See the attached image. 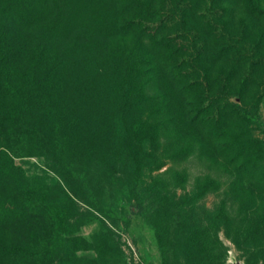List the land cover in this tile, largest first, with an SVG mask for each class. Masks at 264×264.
I'll return each instance as SVG.
<instances>
[{"label":"trees","instance_id":"obj_1","mask_svg":"<svg viewBox=\"0 0 264 264\" xmlns=\"http://www.w3.org/2000/svg\"><path fill=\"white\" fill-rule=\"evenodd\" d=\"M43 1L53 5L44 20L29 12L34 6L27 0H0V264L73 263L75 252L56 249L58 239L76 243L81 226L76 218L82 199L68 181L71 161L63 159L91 149L97 152L94 163L141 169L162 134L176 147V157L197 153L222 170L223 183L210 181L224 186L226 199L216 219L225 235L238 224L233 243L246 250L238 240L248 236L245 223L253 215L252 236L259 242L264 139L251 133L247 112L231 99L243 101L249 76L264 67V0H175L184 26L194 23L187 36L199 44L182 61L175 56V39L158 40L147 30L156 0H67L70 10L86 5L94 14L92 21L76 19L72 27L56 0ZM217 18L237 41L216 44ZM21 23L33 28L27 43L14 29ZM128 35L132 46L122 40ZM241 69L246 73L240 75ZM32 155L48 161L56 178L53 194L14 164V158ZM164 197L154 180L135 200L140 210L150 207L159 218ZM186 207L167 205L172 212ZM71 221L73 229L63 231ZM188 235L195 246L187 255L205 257L202 233ZM220 245L214 264H222Z\"/></svg>","mask_w":264,"mask_h":264},{"label":"rangeland","instance_id":"obj_2","mask_svg":"<svg viewBox=\"0 0 264 264\" xmlns=\"http://www.w3.org/2000/svg\"><path fill=\"white\" fill-rule=\"evenodd\" d=\"M174 1L156 0V14L152 21H147L146 25L147 30L158 40L166 36L175 39L172 45L176 50L175 56L178 61H182L191 55L199 44L197 38L190 39L187 36L186 30L191 26L194 27V23L184 26L182 17L177 10H174L176 5ZM206 1L207 4L211 2ZM28 2L34 6L29 12L36 17L40 16L39 19L42 20L45 19L46 14H49L48 6H53L43 0H27L26 3ZM55 2L57 6L59 5V12L63 14L67 26L72 27L76 19L91 20L94 16L90 6L87 8L88 6L84 5L75 12L70 10L69 1ZM176 6L178 7V4ZM24 15L25 12L21 17L25 18ZM214 28L217 45H227L230 39L237 41L235 36L223 28L222 20L215 19ZM14 29H17L18 38H22L26 43L34 33L33 28L27 29L23 23L21 28ZM105 33L102 35H106ZM122 40L129 46L134 44L130 35L122 37ZM234 48L238 52L239 44H235ZM234 53L233 55L237 56ZM244 71L239 70L240 75L246 73ZM249 81L250 88L243 101L232 98L231 102L245 109L251 133L255 137L264 139V67L255 70L249 76ZM175 148L169 138L160 135L158 143L153 146V152L148 153L151 156L141 161V169L139 166L135 168V165L127 170L118 165L109 168V163L104 159L103 154L102 159L106 162L102 161V165L94 163L92 157L96 156L97 152L91 149L83 153L79 152L77 155L73 154L71 158L65 157L64 163L71 161L66 169L68 181L73 185L72 189L76 195L82 199V202L77 203L79 216L76 218L81 226L78 228L76 243H66L58 239L56 245L60 253L75 252L76 260L73 263L69 260L53 264H214L216 259L218 261L219 243L224 248L222 264H245L247 257L250 264H264V230L260 241L256 242L252 236L255 218L253 215H249L245 223L248 236L238 240L246 246V250L243 251L233 243L236 239L233 230L238 224L231 226L228 231L229 236H226L224 229L218 226L216 214L226 196L223 193L224 186L215 188L210 180L223 183L226 177L222 170L197 153L176 157L173 153ZM13 160L28 177L37 180L42 187L54 193L51 184L56 178L48 169V161L45 157L32 155ZM154 180L165 195L163 201L165 212L162 213V210L159 218L152 213L150 207L140 210L135 200L136 195ZM176 203L187 205L184 212L183 210L172 212L167 209V205L169 207ZM228 203L232 206L231 202ZM63 212L69 213L66 209ZM67 214H62V217H68ZM155 220L161 223L159 228L156 227ZM74 224V221L67 222L63 226V231L68 232L73 229ZM60 230L59 227L55 228L58 233ZM195 231L203 235L205 257L187 255L191 247L195 246V243L188 240L190 238L188 233ZM99 234H103L104 237L96 238ZM257 244L258 249L255 248ZM97 251L101 254L99 255ZM80 259H84L83 262Z\"/></svg>","mask_w":264,"mask_h":264}]
</instances>
